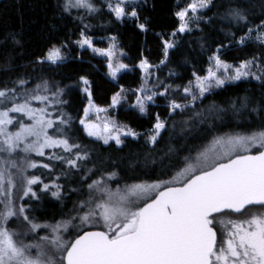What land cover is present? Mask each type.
Listing matches in <instances>:
<instances>
[{
    "label": "snow or ice",
    "instance_id": "obj_1",
    "mask_svg": "<svg viewBox=\"0 0 264 264\" xmlns=\"http://www.w3.org/2000/svg\"><path fill=\"white\" fill-rule=\"evenodd\" d=\"M249 2L235 0L226 7L223 19L237 26V32L230 31L227 35L240 46L257 41L264 47V15L253 17ZM261 4L264 5V0ZM58 7L63 12L73 8H83L88 13L100 11L92 0H65ZM105 7L119 21L126 17L140 20L136 0H106ZM212 7L213 0H190L174 13L179 26L171 35L193 31V24L198 27L201 22V10ZM79 19L83 22V17ZM255 19L259 22H254ZM136 26L142 32L149 31L147 20ZM88 27L83 24L81 38L75 43L111 60L115 45L108 50L95 48L85 34ZM15 42L19 44L18 40ZM163 45L166 60L168 50L176 44L164 40ZM228 46L221 42L215 49L206 76H196L194 86L190 82L176 90L186 102L171 99L169 116L191 111L193 118L202 119L203 114L196 111L197 101H202L206 93L250 76L264 83V71L258 75L253 72L258 67L255 56L235 67L221 59V49ZM66 47V44L53 46L36 63L64 61L62 49ZM108 67L115 78L128 65L114 66L110 62ZM138 67L146 79L151 78L153 66L147 58ZM80 81L89 98L84 118L79 121L87 136L104 145L114 142L117 146H123L122 137L139 136L114 120H106L102 125L87 122L88 110L93 107L91 83L83 76ZM28 83L20 78L13 82V87L0 88V264H264V211L243 219L231 218L243 216L253 207L264 209V125L250 132L210 134V138L205 137L206 143L189 149L188 155H177L169 148L160 157L158 174L157 160L151 159L154 166L151 172L145 171L131 183H122L120 172L115 170L90 180L94 169L86 164L91 153L69 135L71 118L63 114L53 118V113L48 111L52 100L63 96V89L57 86L50 97L41 94L51 91L47 81L31 89L27 88ZM170 88L167 85L163 92H157L141 86L136 90L132 107L146 114L148 104L155 102L154 97L166 96ZM123 91L112 96L113 107L120 104ZM32 101L45 106L35 108ZM240 107H249L247 98ZM232 108L236 112L240 110L235 104ZM251 111L264 114V107H253ZM13 114L26 117L30 123ZM12 126L15 130H10ZM166 127L167 121L156 113L147 139L153 150ZM49 130H53L52 134ZM21 154L23 159H17ZM33 154L43 159H32ZM150 157L151 153L145 159ZM57 167L60 174H56ZM36 169L52 174L54 179L45 183L43 172L29 174V170ZM82 170V187L70 191L83 192V196L68 219L53 225L38 222L30 215L33 211L30 201H40L46 193L62 199L64 185L58 183L61 175L80 174ZM17 191L21 193L19 203ZM20 222L25 226L23 231L18 230ZM41 230L47 234L40 235Z\"/></svg>",
    "mask_w": 264,
    "mask_h": 264
},
{
    "label": "trees",
    "instance_id": "obj_2",
    "mask_svg": "<svg viewBox=\"0 0 264 264\" xmlns=\"http://www.w3.org/2000/svg\"><path fill=\"white\" fill-rule=\"evenodd\" d=\"M188 1L142 0L137 3L139 7L136 9L140 13L139 21L129 17L119 21L114 14H108L105 23L97 25L93 32L86 30L85 34L93 39V45L101 49L115 38L112 41L122 53L121 60L128 68L113 78L105 56L75 43L81 38L83 22L79 19L78 11L63 12L58 7L65 0H0V88L13 87L14 81L24 78L29 81L27 88L47 81L63 89L64 103L49 112L53 113V118L62 114L71 118L72 132L69 135L91 153V160L86 164L87 168L94 169L90 180L98 179L106 171L115 170L120 172L122 183H131L135 178L142 177L145 171L151 172L154 167L151 159L157 160L155 167L158 174L160 157L169 148L174 149L177 155H188L189 149L206 143L205 137L210 138V134L258 130L264 125V114L252 112L251 109L264 107V83L252 76L213 89L205 94L202 101L198 100L196 111L203 114L202 119L193 118L191 111L169 116L168 103L171 99L186 102L182 93L176 90L188 86L190 82L193 85L196 76L207 75L212 65L209 58L221 42L229 45L220 53L227 64L239 65L255 56L258 67L253 70L257 75L264 71V47L259 42L252 41L240 46L227 35L230 31L237 32V26L223 19L226 7L235 0H213L214 7L200 13L202 19L198 27L193 24V31L177 33L173 37L171 33L179 26L174 13L185 7ZM249 9L255 18L264 15L261 0H250ZM145 20L149 22L147 33L136 26ZM254 22L258 23L259 20L255 19ZM164 40L176 44L175 48L168 50L166 60ZM61 44L67 45L63 48L67 55L64 61L58 64L36 63L48 49L60 47ZM144 58L153 66L149 78L151 88L163 92L165 86H171L166 96L154 97L155 102L148 104L146 114L132 107L136 90L144 82V71L138 67ZM82 76L90 81L92 101L99 107H111L112 96L124 89L114 116L118 122L138 133L137 138H124L123 146H117L114 142L104 145L102 141L86 136L79 123L89 100L80 90L83 86L80 81ZM245 98L249 104L247 109L240 107ZM233 104L240 109L239 112L233 110ZM156 113L167 121V127L153 150L147 139ZM49 132L52 134L53 130ZM149 153L151 157L146 160ZM34 172H43L45 183L54 179L52 174L42 169ZM60 173L61 169L57 167L56 174ZM83 174L82 170L80 174L61 175L58 183L64 185L62 199L57 200L50 193L43 194L40 201L29 202L33 209L30 215H34L38 222L49 224L68 219L73 214L75 203L83 196V192L74 193L70 189L82 187L80 177ZM39 234L43 235L42 230Z\"/></svg>",
    "mask_w": 264,
    "mask_h": 264
},
{
    "label": "rangeland",
    "instance_id": "obj_3",
    "mask_svg": "<svg viewBox=\"0 0 264 264\" xmlns=\"http://www.w3.org/2000/svg\"><path fill=\"white\" fill-rule=\"evenodd\" d=\"M140 1H142V0H136V3L140 2ZM92 2L97 6V8L100 9V11L95 12V13H88L87 10H86V9H83V8H80V9L73 8V9H71L72 12H73V11H74V12H75V11H78V12H79V16H80V17H83V24H87V25H89V27L87 28V32H88V33L93 32V29L96 28L97 25H100V24L105 23L106 19H108V17H109L108 14H112V13H110V12L108 11V9L105 7V2H106V0H92ZM189 2H190V0L188 1V3H189ZM188 3H187V4H188ZM203 10H204V9H203ZM203 10H201V12H202ZM201 12H200V13H201ZM200 13H199V14H200ZM90 39L93 41L92 38H90ZM113 45H115V44H114V42L112 41V39H110L109 42H108L107 47L102 48V49H104V50L112 49V48H113ZM94 47H95V45H94ZM84 48H88V47L85 46ZM95 48H97V49H101V48H98V47H95ZM88 49H91V48H88ZM91 50H92V49H91ZM62 54L65 56V58L67 57V55H66V53H65V51H64L63 49H62ZM103 56H104V55H103ZM121 56H122V53H120V52L116 49V47H115V49H114V56L111 58V60H110L109 57H107V56H105V57H106L107 60H108V64L111 62V63H113L114 66H116V65H118V64H120V63H123L122 60H121ZM123 64H124V63H123ZM229 65H232L233 67L238 66V65H233V64H229ZM211 66H212V65H211ZM109 70H110V69H109ZM110 71H111V70H110ZM120 72H121V71H120ZM120 72H119V73H120ZM253 72L255 73L254 70H253ZM119 73H118V74H119ZM118 74H117V75H118ZM230 74H231V71H230ZM255 74H256V73H255ZM40 83H41V82H39V83H37V84H40ZM195 83H196V79H195V81L193 82V86L195 85ZM35 85H36V84H33V86H31V87L28 88V89H31V88L35 87ZM48 85H49V87L51 88V91L48 92V93L41 92V94H43V95H49V96L51 97V94H52V92H54V91L56 90V87H55V85H52V84H49V83H48ZM150 85H151V84H150V79H146V77H145V73H144V82H143V85H142V86H147L148 88H151ZM84 87H85V85H83L82 88H80V90L83 91L82 89H83ZM85 94H86V93H85ZM137 94H138V93H137ZM206 94H207V93H206ZM86 95H87V94H86ZM135 98H136V97H135ZM91 99H92V97H91ZM59 100H62V97L54 98V99L52 100V104H51L50 106H48V111L51 112L52 110H54L55 108H57V107L60 105ZM88 102H89V100H88ZM88 102H87L86 106L84 107V110H83V114H82L81 119L84 118V111H85V109L88 108ZM92 102H93V101H92ZM31 103H32V106L35 107V108H40V107H44V106H45V105L41 104L39 101H32ZM118 105H119V104H118ZM118 105H116L115 107H113V106L111 105V107H109V108H103V107H99V106L95 105L94 102H93V107H92L91 109L88 110L89 114H88V117H87V122L97 123V124H101V125H102V124L104 123V121H106V120H114V121H116L120 126H122V127H123V126H126V125H124L123 123L118 122L117 119H116V117L114 116V111H115V109L117 108ZM97 108H99V109H106L107 111H101V112L97 113V111H96ZM13 115H14V116H17L18 119L23 118V120H24L25 123H30V121H28L26 117H22V116H20V115H18V114H13ZM80 125H81V124H80ZM81 126H82V128H83V125H81ZM126 128H127V129H130V128L127 127V126H126ZM10 130H15V126H12V128H11ZM85 134H86V133H85ZM86 136H87V134H86ZM87 137H89V136H87ZM89 138L95 139L94 137H89ZM124 138H125V137H122L123 140H124ZM126 138H127V137H126ZM95 140H96V139H95ZM46 151H49V150H46ZM253 151H255V149H254ZM16 158H17V159H23V156H22V154H21L20 156H18V157H16ZM31 158H32V159L39 160V157H36L34 154L32 155ZM32 172H34V170H29V174H32ZM20 194H21L20 191H17L16 194H15L18 203H19V202H22V201H19V196H20ZM262 211H264V209H260L259 207H253V208H250L249 210H247V211L243 214V216L232 215L231 218H233V219H243V218L247 217L248 215H250V214H252V213H259V212H262ZM54 224H55V223H54ZM54 224H53V225H54ZM24 227H25V226L23 225V222H20L18 230L23 231V230H24ZM42 232H43V235L47 234V232H46L45 230H42ZM41 235H42V234H41Z\"/></svg>",
    "mask_w": 264,
    "mask_h": 264
}]
</instances>
